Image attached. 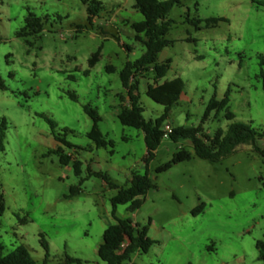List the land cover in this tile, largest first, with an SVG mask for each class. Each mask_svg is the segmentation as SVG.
Masks as SVG:
<instances>
[{"label": "rangeland", "instance_id": "rangeland-1", "mask_svg": "<svg viewBox=\"0 0 264 264\" xmlns=\"http://www.w3.org/2000/svg\"><path fill=\"white\" fill-rule=\"evenodd\" d=\"M135 0H0V124L7 120L4 150L0 151V193L6 208L0 215V242L7 254L24 244L43 264H62L66 256L85 264H105L98 256L103 232L117 218L148 226L155 242L137 251L125 264H264L256 241L264 236V157L251 144H240L218 162L195 154L190 139L163 137L154 157L145 161L142 130L118 118L126 95L120 72L145 47L136 40L131 23L144 15ZM97 5L88 21V7ZM32 13L44 23L38 34L19 36ZM171 43L159 61L171 59L161 79L180 77L184 90L163 121L197 127L212 138L234 121L264 129V5L251 0H179L168 14ZM220 18L213 21L208 19ZM101 47L95 65L92 54ZM130 47V48H129ZM108 67L113 70L109 71ZM143 116L155 120L164 105L147 95L155 82L150 70L139 77ZM230 90L227 106L203 120L209 100ZM70 93L78 96L77 100ZM90 105L101 116L98 125L113 146L97 147L88 137L93 119ZM55 132L73 146L61 144ZM63 145L72 157L68 165L52 151ZM257 144L264 145L258 138ZM185 148L189 159L158 167ZM113 149V152L111 150ZM81 161L75 173L74 160ZM101 171L120 187L133 172L149 173L155 183L142 206L127 204L113 215L111 198L117 189L91 172ZM72 186L80 193L67 197ZM201 204L203 209L194 214ZM44 236L49 251L41 244ZM48 255V256H47Z\"/></svg>", "mask_w": 264, "mask_h": 264}, {"label": "trees", "instance_id": "trees-1", "mask_svg": "<svg viewBox=\"0 0 264 264\" xmlns=\"http://www.w3.org/2000/svg\"><path fill=\"white\" fill-rule=\"evenodd\" d=\"M252 2L263 6L264 0H251ZM95 3V0H93ZM179 0H135L134 7L139 10L144 19L131 23V28L135 32L136 40L140 41L145 50L143 54L135 60H128L120 72V78L126 95L122 96V101H127L128 105H122L118 118L123 125L132 126L144 132L147 153L145 161L151 160L157 147L160 145L164 137L162 129L163 121L168 117L172 106L180 99L184 90V81L180 77H175L171 80L161 82V79L167 74L171 59L159 61V53L168 46L171 41L166 38V34L172 25V20L168 18V14L173 5ZM97 5L88 7V21L91 22L92 16L96 15ZM213 21L221 20L220 18L208 19ZM44 29L42 18L29 13L26 17L24 27L18 32L19 36L26 34H38ZM130 48V47H129ZM101 47L92 54L89 59V65L93 66L99 59ZM112 71V67H108ZM153 70L155 72V82L149 84L146 90L148 96L156 102L164 105L163 114L155 120H147L143 116L144 108L140 103L139 92V77L144 73ZM263 77L264 90V71L261 73ZM0 87L6 89L4 81L0 75ZM230 90L225 92V95L218 99L216 96L212 97L207 104L203 120H205L210 113L215 111L218 114L229 103ZM70 97L74 100L78 99L75 93H70ZM84 111L93 119V126L88 132V137L96 144L97 147H106L108 144L113 146L112 140H107L99 128V121L101 116L96 109L90 105L84 106ZM45 119L51 125L55 139L61 144L73 146L71 143L61 138L56 134L55 129L57 123L50 117L45 116ZM227 119L232 122L227 129L219 128L212 138L201 134V125L197 127L177 126L169 134V137L174 141L180 139H190L195 154L200 158L218 162L223 158L231 155L236 147L240 144H251L253 150L264 157V145L259 146L257 139L264 140V129L257 131L251 123L234 121V114L228 112ZM7 120L2 119L0 124V151L4 150V140L6 137ZM58 145L52 152L59 154L60 162L68 165L72 157L70 154L63 152V145ZM113 152V149L111 150ZM191 157V152L185 148L175 152L171 161L158 167V171H163L171 167L173 163H177ZM81 161L74 160L73 167L76 174L81 173ZM96 175L104 179L111 188L117 189V193L111 198L113 205V215L118 205L127 204L128 209L132 212L139 209L143 202L144 196L147 192L155 187V183L149 176V173L133 172L130 184L127 187H120L115 182L111 181L109 176L101 171L91 172L89 175ZM80 193L79 186H72L67 197H73ZM204 204L199 205L193 213L200 212ZM6 204L3 193H0V215L5 211ZM148 226H141L138 223L134 224L131 218H117V222L109 225L103 232V241L98 247V256L105 264H125L130 262L132 255L137 251L147 252L154 244V240L148 236ZM41 244L49 251V243L44 236L40 239ZM126 243L125 247L122 244ZM3 245L0 242V264H39V262L32 256L28 247L24 244L18 245L11 252L4 254ZM256 248L259 251V258L264 263V236L256 241ZM48 256V255H47ZM43 264H47V258L44 259ZM62 264H85V262L78 257L66 256Z\"/></svg>", "mask_w": 264, "mask_h": 264}, {"label": "built area", "instance_id": "built-area-1", "mask_svg": "<svg viewBox=\"0 0 264 264\" xmlns=\"http://www.w3.org/2000/svg\"><path fill=\"white\" fill-rule=\"evenodd\" d=\"M163 131H164V137H168L169 134L173 131V126L170 123H165L163 126ZM126 243L122 244V247H125Z\"/></svg>", "mask_w": 264, "mask_h": 264}]
</instances>
